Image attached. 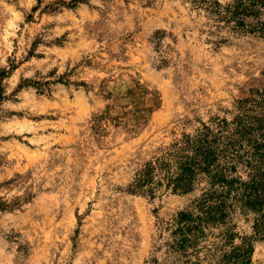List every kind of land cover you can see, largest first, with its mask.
<instances>
[{"label": "rangeland", "instance_id": "rangeland-1", "mask_svg": "<svg viewBox=\"0 0 264 264\" xmlns=\"http://www.w3.org/2000/svg\"><path fill=\"white\" fill-rule=\"evenodd\" d=\"M203 24L184 0H0V264H167L200 188L135 194V173L202 123L264 121V37ZM253 218L232 224L264 264Z\"/></svg>", "mask_w": 264, "mask_h": 264}, {"label": "trees", "instance_id": "trees-1", "mask_svg": "<svg viewBox=\"0 0 264 264\" xmlns=\"http://www.w3.org/2000/svg\"><path fill=\"white\" fill-rule=\"evenodd\" d=\"M184 2L203 18L202 33L217 47L233 35L264 37V0ZM7 74L0 73V102L5 99L2 80ZM50 83L27 82L41 93ZM240 169L245 175L238 174ZM197 189L199 197L164 222L166 263L252 264L251 238L238 236L232 220L237 212L253 214L255 237L264 239V121L239 115L232 121L217 118L202 123L193 133H182L160 149L129 185V192L150 197L164 191L190 194Z\"/></svg>", "mask_w": 264, "mask_h": 264}]
</instances>
